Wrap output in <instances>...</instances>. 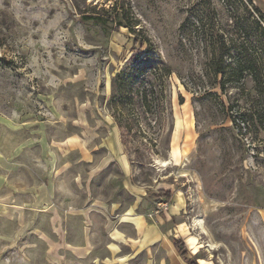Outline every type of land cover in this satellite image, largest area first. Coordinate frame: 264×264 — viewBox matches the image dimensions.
Returning a JSON list of instances; mask_svg holds the SVG:
<instances>
[{
  "label": "rangeland",
  "instance_id": "374dc122",
  "mask_svg": "<svg viewBox=\"0 0 264 264\" xmlns=\"http://www.w3.org/2000/svg\"><path fill=\"white\" fill-rule=\"evenodd\" d=\"M252 2L264 13V0ZM201 3L213 20V0H0V155L28 185L44 179L50 145L51 169L70 189L51 212L56 228L27 209L22 228L0 216V264H186L173 239L197 264H264V97L249 77L220 83L213 37L180 30ZM126 63L152 72L144 116L112 100ZM116 109L138 123L119 129ZM85 203L105 217L89 216L97 240L77 260L63 210ZM125 212L137 229L118 224Z\"/></svg>",
  "mask_w": 264,
  "mask_h": 264
},
{
  "label": "trees",
  "instance_id": "16d2710c",
  "mask_svg": "<svg viewBox=\"0 0 264 264\" xmlns=\"http://www.w3.org/2000/svg\"><path fill=\"white\" fill-rule=\"evenodd\" d=\"M216 1L220 2L222 9L219 10L213 0V20L210 21L208 11L204 10L207 6L204 7V3H201L199 7L193 6L189 9V14L181 24L180 30L185 28L189 33L204 31V34L209 33L206 37L209 39L213 37V73L216 77H220V83L227 79L237 86L249 77L255 93L259 97H264V13L252 0ZM223 13L226 14L228 21L224 26L218 23V18ZM117 25L122 26L120 21ZM126 64L112 81V100L115 105L119 104L123 107L138 106L142 109L141 115L144 116L151 112L148 98L154 94L155 88L154 81L150 79L152 72L147 73L137 67L134 68L130 63ZM138 117V114H124L122 110L117 109L113 113L119 129L126 131L131 128L129 124L133 126L138 123ZM161 192L164 200L168 202L171 193ZM172 244L186 264H197L196 260L188 257L181 240L173 239Z\"/></svg>",
  "mask_w": 264,
  "mask_h": 264
},
{
  "label": "crops",
  "instance_id": "0c3cea01",
  "mask_svg": "<svg viewBox=\"0 0 264 264\" xmlns=\"http://www.w3.org/2000/svg\"><path fill=\"white\" fill-rule=\"evenodd\" d=\"M49 147L48 149H46V153H48V155L42 158L43 162H47L46 164L47 171H46V175L44 176V179L42 181L37 180L36 182H33L32 184H28V185L16 184L14 182V179L12 178V171L18 170V166H19L17 163L13 162L15 158L11 160L10 157L0 155L1 156L0 157V190L2 189L0 191V216L5 219L7 218V219L16 220L17 221L16 225L19 226L20 228L24 227V218L23 215H18V214L20 212L21 214H23L25 209H27L28 212L29 211L36 212L35 216L36 219L39 221L41 217L46 216L49 221L48 224L50 226L52 225L53 228L54 227L56 228V221L55 220H53V222L51 221V212H56V210L58 209L57 196H59V194H67V192L70 190L68 187L65 188L62 187V182L60 180L61 178L57 177L58 175L53 170L54 167L53 169H51V147L50 150ZM104 164L107 165L108 162H105ZM125 164L127 165V162L121 161V166H123V168L125 167ZM65 176L66 174H64V177ZM20 196H25L26 198L20 199L19 198ZM102 207H103L102 204L99 206L95 204H90L88 206L86 203L79 207L72 206L71 204L64 207L63 211L65 212L66 215L64 217L65 228L63 229L62 226L63 239H64V244H66L67 247L70 248V253L73 255V258L77 260L85 259L91 253L92 248L94 247L95 242L97 240L96 231L98 225H96V222L94 220V224L92 226L93 228L90 229L89 227H91V223L89 221V216L95 219L99 214L102 215V218H104L105 215L101 210ZM126 212L118 220V224L129 223L134 225L135 228L137 229L135 223L122 221V218L126 216ZM130 217L137 220H141L140 218H135L132 215H130ZM143 225L145 226V223ZM73 226L79 229V233L77 234L75 241H72L73 237L71 236L73 235L71 231H70V235H71L70 240H68V230H70ZM105 226L106 229H108V232L105 230V233L110 241L111 240L113 241L115 240V238H118L116 233L117 234L119 233L117 232V230L113 231L112 223L109 222ZM143 231L144 228L143 230H141V232ZM54 233L56 232L54 231ZM139 239L141 240V238L137 236V238L134 239L133 241L137 242Z\"/></svg>",
  "mask_w": 264,
  "mask_h": 264
},
{
  "label": "bare ground",
  "instance_id": "6f19581e",
  "mask_svg": "<svg viewBox=\"0 0 264 264\" xmlns=\"http://www.w3.org/2000/svg\"><path fill=\"white\" fill-rule=\"evenodd\" d=\"M166 162V161H165Z\"/></svg>",
  "mask_w": 264,
  "mask_h": 264
}]
</instances>
